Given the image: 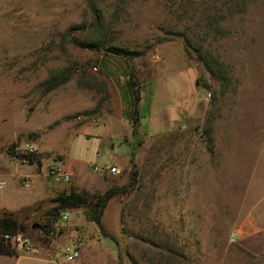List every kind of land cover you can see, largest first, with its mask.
Returning a JSON list of instances; mask_svg holds the SVG:
<instances>
[{
	"label": "rangeland",
	"instance_id": "obj_1",
	"mask_svg": "<svg viewBox=\"0 0 264 264\" xmlns=\"http://www.w3.org/2000/svg\"><path fill=\"white\" fill-rule=\"evenodd\" d=\"M163 40L171 41L164 54ZM107 47L140 54L128 61ZM201 53L220 62L224 84ZM131 67L144 115L137 135H82L108 122L132 132ZM27 145L33 161L23 160ZM69 149L99 169L128 154L116 176L127 191L112 200L119 229L99 233L118 264H264V0H0V170L43 165L48 182L65 183L49 173L63 170ZM17 188L28 190L7 181L0 204L26 202ZM53 197L25 208L35 210L27 221H45ZM80 216L89 220V207L63 223ZM58 217L52 238L35 231L28 243L53 248ZM248 221L258 228L239 234ZM82 224L80 236L97 242L93 222Z\"/></svg>",
	"mask_w": 264,
	"mask_h": 264
},
{
	"label": "crops",
	"instance_id": "obj_2",
	"mask_svg": "<svg viewBox=\"0 0 264 264\" xmlns=\"http://www.w3.org/2000/svg\"><path fill=\"white\" fill-rule=\"evenodd\" d=\"M170 42L171 41L169 40H163L160 43V49H158V52H162L164 54L165 51L171 50V47L169 45ZM114 124V122H108L106 125H101L93 129H89L88 131H84L81 134L85 137H105L109 140L116 139L118 141H123L124 138H128V142L133 140L134 137L129 127L127 131L125 130L122 133L120 129ZM115 133L117 135H115ZM121 157H124L123 163L118 161V159ZM64 159L65 160L62 168L63 171L69 174L71 178L70 184L66 182H48L45 178L46 174L43 165H41L39 168H37V166L35 167L34 164L27 165L30 166V170L22 173H20L17 169L19 165H11L6 170H0V182H3V185L6 184L7 181H10L16 187L28 188V190L25 191L17 188V197L23 198V196H26V202L21 203L19 206H17L15 210H11L4 204H0V213L4 211L15 213L22 209L38 205L43 200L51 198L57 195L58 193H67L71 190L80 194L90 195L95 192L104 193L110 187L120 186V183L116 178L117 174H111L108 170H95L94 167H90L89 160L87 158L71 156L70 149L68 151L67 157ZM128 162V154L126 155V153H117L114 155L112 163L104 167L115 166L120 173V169L124 167V165H127ZM23 180L27 182V185H23ZM113 198L114 196L107 201L101 216V223L103 225L104 230L108 234H114L119 229V212L112 204ZM79 208H72L67 210L68 216L71 210L74 209L75 211H77L79 210ZM79 218L82 219L80 220ZM83 222L89 224L92 223V221L90 219L87 220L85 216L77 217V222L75 223L66 224L61 222L60 226L62 227V232L59 237L54 239L53 248L38 247L36 249L37 251L33 252L24 251L17 246L18 250L13 247L16 251L15 255L0 254V256L13 257L15 259L14 264H20L19 260L22 257L28 258L29 260L21 264H58L59 262H57V255L60 256L61 259L62 257L64 258V256H62V252H58V250L60 248L62 249L66 245H70L78 247L80 251V257L74 262V264H85L89 261V259L92 261L93 264H102L103 262L105 263V260L107 259L113 260V264H118L120 257L118 255L117 249L114 247L108 248L106 245L100 244L99 238L101 233L99 231L96 232V235L98 237H96L97 239L95 241L97 242L95 243H90L87 241L86 238L80 236V231L78 230L79 228H77V226L82 227ZM248 223L245 222L240 225V227L237 229L239 234L243 232L245 233V236H247L252 231L258 228L257 226L253 225L251 221H248ZM247 225L251 226V228L247 227ZM63 263L64 262H62V264Z\"/></svg>",
	"mask_w": 264,
	"mask_h": 264
},
{
	"label": "trees",
	"instance_id": "obj_3",
	"mask_svg": "<svg viewBox=\"0 0 264 264\" xmlns=\"http://www.w3.org/2000/svg\"><path fill=\"white\" fill-rule=\"evenodd\" d=\"M106 50L113 54L121 56L127 59L128 61H130L136 55L140 54V52L137 51L124 50L122 48L116 47H107ZM199 58L204 63V66L209 71L211 76L216 81L220 82L221 84H224L225 79L220 62H218L216 59L209 58L208 55H203L202 53L199 54ZM213 65H215L216 67L214 68ZM132 77L133 72L131 67L130 73L128 74L126 80V88L131 93L132 99L130 101L129 106L125 109L124 113L129 116L132 125V134L133 136H136L138 127L143 124L140 118L144 115L141 114L138 110L140 92L137 88L136 81H134ZM132 153L133 152H131V154ZM29 161H33V158H31ZM131 165L132 168L129 173V186L136 182L137 176V171L132 161ZM127 188L128 186L110 187L104 193L95 192L90 195L80 194L73 190L67 193H58L50 200L52 202V205L48 209H46L45 212L42 214L45 219V221L43 222L35 220L31 222L27 221L29 218L28 214H32L33 212H35V210L30 211L29 209H22L15 213L8 211L0 213V254H16L15 249L11 245V241L9 239H5L3 235L7 234L9 236H12L16 234H21L26 239H32L33 232L35 231L48 234V232L53 229L52 222L56 219V217L60 215L61 211L69 210L72 208H79L83 206L89 207L90 220L95 224L101 235L107 236V233L101 223L103 209L110 198L119 193L126 192ZM50 216H52L53 218L51 219Z\"/></svg>",
	"mask_w": 264,
	"mask_h": 264
},
{
	"label": "built area",
	"instance_id": "obj_4",
	"mask_svg": "<svg viewBox=\"0 0 264 264\" xmlns=\"http://www.w3.org/2000/svg\"><path fill=\"white\" fill-rule=\"evenodd\" d=\"M25 156L23 157L24 161H29L35 152V147L33 145H27L25 150ZM18 152L15 151L12 154V158L16 159L18 156ZM95 170H108L111 174H118L119 170L115 166H109V167H102V168H97L94 166ZM49 175L54 181H69L70 176L68 173L60 169L59 167L52 166ZM3 182H0V188L2 187ZM23 185H27V182L23 180ZM68 219V211L64 210L61 211L58 220L55 221L54 225H56L59 222H64ZM54 229L48 232L47 237L52 238L54 236ZM5 239H9L10 241L14 242L18 247H20L23 250L27 251H37L36 247L32 246L31 244L28 243V241L21 235V234H16V235H3ZM63 256H64V264H74V262L80 257V251L79 248L76 246H70L66 245L63 247Z\"/></svg>",
	"mask_w": 264,
	"mask_h": 264
}]
</instances>
